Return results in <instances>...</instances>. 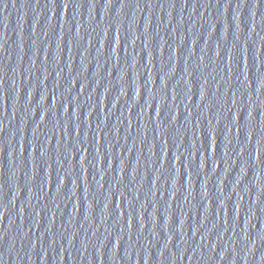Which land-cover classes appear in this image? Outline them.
Here are the masks:
<instances>
[{"label": "water", "instance_id": "1", "mask_svg": "<svg viewBox=\"0 0 264 264\" xmlns=\"http://www.w3.org/2000/svg\"><path fill=\"white\" fill-rule=\"evenodd\" d=\"M0 264H264V0H0Z\"/></svg>", "mask_w": 264, "mask_h": 264}]
</instances>
